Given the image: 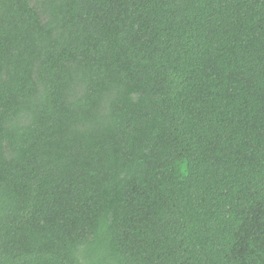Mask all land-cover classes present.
I'll return each instance as SVG.
<instances>
[{
    "label": "trees",
    "instance_id": "trees-1",
    "mask_svg": "<svg viewBox=\"0 0 264 264\" xmlns=\"http://www.w3.org/2000/svg\"><path fill=\"white\" fill-rule=\"evenodd\" d=\"M0 264H264V0H0Z\"/></svg>",
    "mask_w": 264,
    "mask_h": 264
}]
</instances>
